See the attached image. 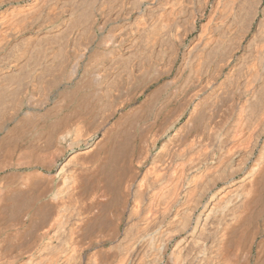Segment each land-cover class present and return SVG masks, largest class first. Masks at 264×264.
<instances>
[{"label":"bare ground","instance_id":"obj_1","mask_svg":"<svg viewBox=\"0 0 264 264\" xmlns=\"http://www.w3.org/2000/svg\"><path fill=\"white\" fill-rule=\"evenodd\" d=\"M29 1L0 0V170L72 154L59 190L0 178V264H264V0ZM81 68L68 127L35 93Z\"/></svg>","mask_w":264,"mask_h":264},{"label":"rangeland","instance_id":"obj_2","mask_svg":"<svg viewBox=\"0 0 264 264\" xmlns=\"http://www.w3.org/2000/svg\"><path fill=\"white\" fill-rule=\"evenodd\" d=\"M34 0H31V1H29V2H27V3H31V2H33ZM22 4H26V3H22ZM17 5H19V4H17ZM4 8H6V7H3V8H1L0 9V11H2V10H4ZM3 18H1L0 17V20H2ZM95 49H102V48H99V47H97L96 46V44L95 45H93V47H92V49H91V52L93 51V50H95ZM88 56H89V54L87 55V57L83 60V62H82V65H84L87 61H88ZM85 62V63H84ZM81 70V71H80ZM79 71H78V73H77V75L75 76V77H73L70 81H68L67 79H62L60 82H58L57 84H56V93L54 92V94L50 97V100H48L47 99V93L46 92H42V90L40 89V90H38V91H36V93H35V96L37 95V93H39L37 96H36V98H42L43 97V101H44V99L46 100V102L44 101V103H42V102H40L39 100L41 99H39L38 100V102H36L37 101V99H35V103L37 104V108L39 107V109H41V110H46V109H48V108H51L52 106H54V104H55V102L57 101H62V105H61V112H60V115L62 116L63 115V117H64V115H65V117L66 116H70V118H69V120H68V124L67 125H69L68 127H72V126H74L75 127V123H77V122H80L81 120H83V115L82 116H80L81 114H79V115H75L74 114V116H72V114L70 115V111L73 109V106H74V101H72V100H70V101H66L65 100V102H64V96H66L65 94V92H69V90H74L75 89V86L81 81V77H83L84 78V76H86L85 74H84V71H83V69L81 68ZM143 78L144 77H141L140 79H139V81H137V82H135L134 83V85H133V87L134 88H140V89H143V92H144V94H141V96H139V98H138V101L135 103L136 105H140L143 101H144V99L146 98V96L147 95H149L150 93H152L154 90H156V88L159 86V84L158 83H149V84H147V82H145V83H143L142 84V80H143ZM27 78L25 77V78H23L22 80H19L18 81V83L20 82V88H23L22 86H24L23 84V81L26 83L27 82V80H26ZM18 83L16 82L13 86L15 87V88H17V86H16V84L18 85ZM140 83V84H139ZM21 84H22V86H21ZM148 86V88H146L147 86ZM27 85H28V83H27ZM27 85L25 84V87H27ZM138 87H137V86ZM152 85V86H151ZM158 85V86H157ZM143 86V87H142ZM145 86V87H144ZM24 87V88H25ZM18 88H19V85H18ZM74 88V89H73ZM146 88V89H145ZM40 91H41V95L42 96H40ZM45 96V97H44ZM62 96H63V98H62ZM41 100V101H42ZM53 101H54V103H53ZM39 102L41 103V104H39ZM56 102V103H57ZM52 104V105H51ZM135 104H134V107H137V106H135ZM44 105V106H43ZM47 105H49V106H47ZM11 106H12V104H11ZM65 107V108H64ZM80 117V119H78ZM82 117V118H81ZM75 119V120H74ZM70 120H72V121H70ZM146 120V121H145ZM143 122H142V124H144L143 125V127L144 126H146V125H148L149 126V124L152 122V120H150L149 118L147 119H145ZM77 121V122H76ZM149 124H148V123ZM74 124V125H72V124ZM70 125H72V126H70ZM11 126H13V124H11ZM141 126V124L139 125V127ZM148 126H146L145 128L146 129H144L142 126V128L140 127V129L138 130V132L139 131H141V134L142 133H145L146 135H147V137H146V135H145V137L147 138V139H149V140H151V139H153V134H155V131H150L149 132V129H148ZM143 129V130H142ZM146 131V132H142V131ZM153 133V134H152ZM139 134H140V132H139ZM143 135V134H142ZM150 135V136H149ZM28 142V140L26 139L25 141H24V143L23 142H21V144H18L19 145V147H25V145H26V143ZM18 146L17 147H14V152L11 154V165L9 166V167H7V168H5V169H3V170H0V178L2 177V176H5V175H8V176H10V181H12L11 183H13L14 182V179L15 178H17V177H19L20 176V174L22 175V174H24V173H28V171L29 172H31V171H33L34 169H37V170H39L40 172H43L46 176L48 175V177L51 179L52 177H54L53 175L55 174L56 175V173L58 172L57 170H58V168L63 164V163H65V161H66V159L72 154V151L71 150H68V149H66V152H65V154H64V156H62V157H60L59 159H57V165H58V168L57 167H55V168H53L52 170H47V169H45L43 166H41V165H39V164H37V163H34V162H32V160H30V159H28V158H23V157H21V151H20V149L21 148H19ZM15 149H16V151H15ZM19 149V150H18ZM19 151H20V153H19ZM69 151V152H68ZM46 155H49V153L46 151V152H44ZM44 153H42V155L44 154ZM67 154V155H66ZM65 157V158H64ZM19 158V159H18ZM21 158H23V160L21 159ZM21 159V160H20ZM19 162H18V161ZM28 160V161H27ZM16 162V163H15ZM17 163H20V165H18ZM32 163V164H31ZM29 164V165H28ZM35 164V165H34ZM61 164V165H60ZM15 165V166H14ZM37 165V166H36ZM18 166V167H17ZM72 167V165L70 166V167H68L69 168V170H70V168ZM13 168V169H12ZM68 168H67V170H68ZM73 168V167H72ZM15 169H17V170H15ZM44 170V171H43ZM145 170H146V167H144V168H142V170H141V173H144L145 172ZM16 172H18V173H16ZM47 172V173H46ZM53 172V173H52ZM17 177H16V176ZM61 176V177H60ZM59 176V178L58 177H54L53 179H51L52 181V183L50 182V180L48 179V180H45V183H47V185H46V188H49V187H51L50 189H48V190H51V191H55V190H59L60 188H63L62 186H63V176L62 175H60ZM14 178V179H13ZM200 183H201V181H200ZM43 185H44V189L46 190V188H45V184L43 183ZM59 186V187H58ZM58 187V188H57ZM55 188H57V189H55ZM48 190H46V191H48ZM50 191V192H51ZM50 192H48L47 193V196L43 199L44 201L46 200V201H48L49 199V197H50ZM70 201H68V203H69ZM74 203L72 202V205H73ZM54 205H57V207H61L62 206V204L60 203L59 204V202H58V204L56 203V204H54ZM59 205V206H58ZM69 206H71L70 205V203H69ZM53 218V217H52ZM51 218V219H52ZM51 219H49L50 220V222L52 221ZM49 220H47V221H49ZM13 221V220H12ZM50 222H48V223H50ZM47 225V224H46ZM45 225V226H46ZM51 224H49V225H47L46 227H44V228H48L49 226H50ZM44 228L41 230V232L44 230ZM45 229V230H46ZM52 229V227L51 228H49L48 230L50 231ZM12 246H16V244H14V245H12ZM24 246V245H23ZM22 246V247H23ZM254 249V251H255V247L253 248ZM16 250V247H15V249H14V251ZM25 253V252H24ZM26 254H28V253H25V256H23V260H21L20 262H17L16 264H21V263H23V261L24 262H26L28 259V255H26ZM27 259V260H26ZM4 260H7V259H4ZM2 261V260H1Z\"/></svg>","mask_w":264,"mask_h":264}]
</instances>
